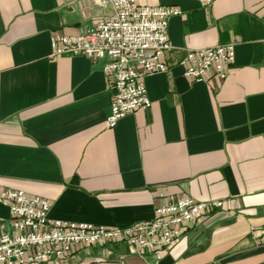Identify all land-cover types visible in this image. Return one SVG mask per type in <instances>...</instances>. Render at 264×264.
<instances>
[{
  "label": "crops",
  "instance_id": "0c3cea01",
  "mask_svg": "<svg viewBox=\"0 0 264 264\" xmlns=\"http://www.w3.org/2000/svg\"><path fill=\"white\" fill-rule=\"evenodd\" d=\"M170 6L164 72L145 75L151 105L105 126L104 60L51 56L111 12L97 0H0V189L51 203L48 216L106 227L151 219L170 197L221 207L172 244L138 255L121 241L76 246L39 264H264V0H136ZM234 44L223 80L194 81L187 49ZM0 222L9 223L0 202Z\"/></svg>",
  "mask_w": 264,
  "mask_h": 264
},
{
  "label": "built area",
  "instance_id": "2783aa9c",
  "mask_svg": "<svg viewBox=\"0 0 264 264\" xmlns=\"http://www.w3.org/2000/svg\"><path fill=\"white\" fill-rule=\"evenodd\" d=\"M112 12L90 28L75 35L56 34L50 39L51 56L83 55L104 60L103 71L111 80V102L105 126L151 105L143 77L164 72L172 46L168 40V19L179 15L178 8L140 5L136 0H97ZM211 0H204L209 3ZM234 44H216L187 49L178 59L183 75L194 81L223 80L234 63ZM0 202L8 208L9 223L0 222V264H39L62 259L76 246H92L121 241L138 255L169 246L184 225L195 223L203 214L222 206V201L197 202L188 197H170L156 206L151 219L126 227H106L91 223L53 219L51 203L22 190L0 189ZM252 236L256 243L264 236Z\"/></svg>",
  "mask_w": 264,
  "mask_h": 264
}]
</instances>
